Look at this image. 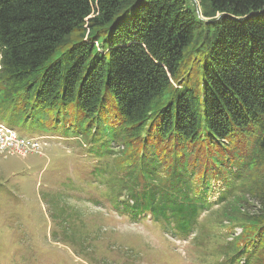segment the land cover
<instances>
[{
	"label": "trees",
	"instance_id": "obj_1",
	"mask_svg": "<svg viewBox=\"0 0 264 264\" xmlns=\"http://www.w3.org/2000/svg\"><path fill=\"white\" fill-rule=\"evenodd\" d=\"M0 123L120 148L113 210L186 241L217 207L219 264H264V0H0Z\"/></svg>",
	"mask_w": 264,
	"mask_h": 264
},
{
	"label": "rangeland",
	"instance_id": "obj_2",
	"mask_svg": "<svg viewBox=\"0 0 264 264\" xmlns=\"http://www.w3.org/2000/svg\"><path fill=\"white\" fill-rule=\"evenodd\" d=\"M14 128L43 144L0 155V264H219L230 234L241 232L225 222L205 235L217 207L186 241L149 219L134 222L101 200L105 187L91 180L117 169L120 148L86 134Z\"/></svg>",
	"mask_w": 264,
	"mask_h": 264
},
{
	"label": "built area",
	"instance_id": "obj_3",
	"mask_svg": "<svg viewBox=\"0 0 264 264\" xmlns=\"http://www.w3.org/2000/svg\"><path fill=\"white\" fill-rule=\"evenodd\" d=\"M39 139L20 138L14 131L0 126V155L23 156L33 145H42Z\"/></svg>",
	"mask_w": 264,
	"mask_h": 264
}]
</instances>
